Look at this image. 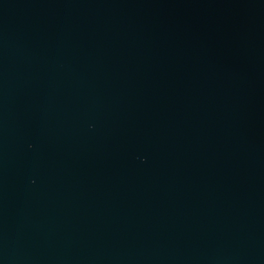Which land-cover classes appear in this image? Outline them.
Returning <instances> with one entry per match:
<instances>
[{"label": "water", "instance_id": "1", "mask_svg": "<svg viewBox=\"0 0 264 264\" xmlns=\"http://www.w3.org/2000/svg\"><path fill=\"white\" fill-rule=\"evenodd\" d=\"M0 264H264V0H0Z\"/></svg>", "mask_w": 264, "mask_h": 264}]
</instances>
